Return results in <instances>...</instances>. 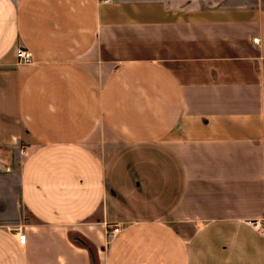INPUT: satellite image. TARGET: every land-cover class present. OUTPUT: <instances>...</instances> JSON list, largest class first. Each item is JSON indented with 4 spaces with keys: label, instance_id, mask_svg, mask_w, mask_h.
I'll list each match as a JSON object with an SVG mask.
<instances>
[{
    "label": "crops",
    "instance_id": "0c3cea01",
    "mask_svg": "<svg viewBox=\"0 0 264 264\" xmlns=\"http://www.w3.org/2000/svg\"><path fill=\"white\" fill-rule=\"evenodd\" d=\"M6 195L0 264H264V0H0Z\"/></svg>",
    "mask_w": 264,
    "mask_h": 264
},
{
    "label": "built area",
    "instance_id": "2783aa9c",
    "mask_svg": "<svg viewBox=\"0 0 264 264\" xmlns=\"http://www.w3.org/2000/svg\"><path fill=\"white\" fill-rule=\"evenodd\" d=\"M105 1H109V0H105ZM253 42L257 43L259 40H257L256 37L252 38ZM15 56L17 58V61L19 62H30L31 59V53L23 48L18 47L16 49V53ZM253 227H256V223L252 224ZM119 232L118 227L117 226H111L109 234L110 236H114L115 234H117ZM15 235H16V242L18 245L23 244L24 242V234L20 232L19 229H17L15 231Z\"/></svg>",
    "mask_w": 264,
    "mask_h": 264
},
{
    "label": "rangeland",
    "instance_id": "374dc122",
    "mask_svg": "<svg viewBox=\"0 0 264 264\" xmlns=\"http://www.w3.org/2000/svg\"><path fill=\"white\" fill-rule=\"evenodd\" d=\"M12 202L13 200L11 199L10 195L0 196V221L2 220V218H5L8 212L12 210ZM14 209L16 210L18 217L21 218L22 213L18 205V194L16 193H14ZM113 226H117L118 230H120V227L118 225Z\"/></svg>",
    "mask_w": 264,
    "mask_h": 264
}]
</instances>
